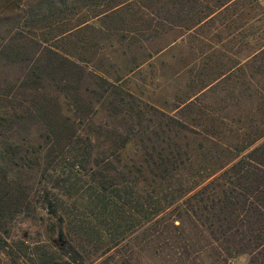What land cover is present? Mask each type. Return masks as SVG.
<instances>
[{
	"label": "rangeland",
	"instance_id": "374dc122",
	"mask_svg": "<svg viewBox=\"0 0 264 264\" xmlns=\"http://www.w3.org/2000/svg\"><path fill=\"white\" fill-rule=\"evenodd\" d=\"M164 2L0 0V43L15 33L41 42L49 38L44 44L71 61L51 63L40 78L30 77L23 63L0 62V89L7 91L0 94V150H6L0 164L8 182L27 197L26 210L0 226V264H40L52 258L59 264L248 263L245 254L226 261L222 254L217 261L220 253L207 233L200 234L185 215L176 217L173 206L167 209L169 218L191 242L193 259L182 262L172 255L170 244H159L146 231L147 223L111 242L73 240L74 261L64 253L66 238L59 230L65 231L71 221L65 215L71 203L80 210L85 187L70 197L55 180L73 156L91 147L88 162L73 165L80 174L98 158L109 159L126 176H131L127 168L135 172L141 165L142 172L136 173L147 179L137 137L115 149L119 133L129 126L136 132L140 126L135 112L119 107L117 96L134 97L133 108L143 112L141 126L160 111L180 119L185 125L177 127L171 142L181 145L186 164L194 168L205 166L210 172L256 135L263 133L237 158L264 140V0H197L195 6L203 8L199 15H209L200 22L193 16L164 19L173 10L169 3L161 9ZM36 14L51 19L35 24ZM105 18L111 21L103 24ZM66 70L73 78L59 73ZM25 79L26 89L19 86ZM34 87L39 94L28 95ZM35 97L47 117L28 127L8 128L5 118L24 114ZM191 174L186 168L179 175L184 186L209 180L205 173ZM47 196L57 203L56 212Z\"/></svg>",
	"mask_w": 264,
	"mask_h": 264
},
{
	"label": "trees",
	"instance_id": "16d2710c",
	"mask_svg": "<svg viewBox=\"0 0 264 264\" xmlns=\"http://www.w3.org/2000/svg\"><path fill=\"white\" fill-rule=\"evenodd\" d=\"M195 2L197 0H165L161 3V9L169 3L173 10H169L164 19L174 22L176 19H184V16H193L199 22L204 21L209 15H199L203 8L195 6ZM56 12L59 14L60 10ZM104 15L107 16L108 13ZM51 16L52 12L49 17ZM49 17L36 14L37 19H34V22L36 24L43 18L49 21ZM30 21L32 22V19L25 24H30ZM109 21L110 18H105L103 24ZM24 37L15 33L5 40L2 39L0 62L23 63L33 78H40L43 72L48 73L51 63L55 61L60 65L66 60L71 63L65 54L44 44L49 38H44V42H41L37 38ZM59 73L63 74V77L70 75L73 78L72 72L67 70ZM28 84L25 79L19 86L26 89ZM4 91L0 89V94ZM32 91L28 95L39 94L35 87ZM22 94L26 95L23 91ZM12 98L11 101L16 99L15 96ZM117 100L121 109L135 112L136 123L140 126L136 132L129 126L125 128L124 134L119 133V144L115 149L123 148L133 137H137L143 151L142 167L145 166L148 172L147 179L140 178L136 173L142 172L141 165L135 168V172L127 168L126 172L131 176H126L124 172L111 166L109 159L98 158H94V166H91L88 172L80 174L79 169H74L73 165L77 162L87 163L91 147L83 148L79 157L73 156L74 162L69 161L62 166L63 172L55 181L70 197L72 193H77L81 187H85V191L79 196L82 200L78 205L80 210L71 203L70 211L65 212V215H71V221L66 223L65 231L61 228L59 230L60 235L66 238L65 255L69 254L70 259L74 261L70 253L76 252L71 243L73 240L102 242L107 239L111 242L124 235V231L134 232L139 226L147 223L146 231L155 235L159 244H170L172 255L182 257V262L193 259L191 242L183 235V229L169 218L167 209L173 206L176 208V217L180 219L185 215L196 228H200V234L207 233L220 253H217V261H220L219 256L222 254L226 257H222L223 261L245 254L249 258L247 264H264V140L237 158L240 152L255 143L263 133L256 135L246 145L242 144L227 162H219L209 172L208 167L194 168L192 163L186 164V152L180 144L171 142L175 132L177 133V127L183 128L185 125L180 119L160 111L154 118L149 117L145 126H141L143 112L139 108H133L134 97L117 96ZM41 102L40 97H35L24 106V114L13 112L10 117L5 118L8 128L12 130L13 127L16 128L15 125L23 128L25 124L28 127L38 119L47 117V110ZM5 157L6 150H0V160ZM233 157L237 159L230 161ZM186 168H191L190 176H202L205 173L209 180L200 186V182L184 186L178 177ZM81 169L86 171L85 167ZM144 180L145 186L140 188L138 185ZM19 192L21 191L18 187H13L8 182L6 170L0 164V226L26 210L27 197ZM46 198L51 205V212H56L57 203L50 201L48 196ZM61 221L63 222L62 219ZM124 225L128 228L125 229ZM40 264L59 263L52 258Z\"/></svg>",
	"mask_w": 264,
	"mask_h": 264
}]
</instances>
